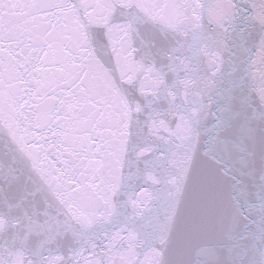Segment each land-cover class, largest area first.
Here are the masks:
<instances>
[{
    "label": "snow or ice",
    "instance_id": "obj_1",
    "mask_svg": "<svg viewBox=\"0 0 264 264\" xmlns=\"http://www.w3.org/2000/svg\"><path fill=\"white\" fill-rule=\"evenodd\" d=\"M0 264H264V0H0Z\"/></svg>",
    "mask_w": 264,
    "mask_h": 264
}]
</instances>
